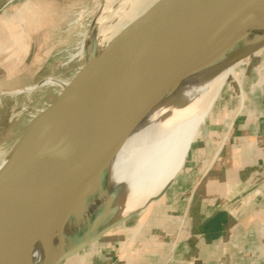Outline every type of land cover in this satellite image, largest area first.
<instances>
[{
    "label": "water",
    "instance_id": "95a60500",
    "mask_svg": "<svg viewBox=\"0 0 264 264\" xmlns=\"http://www.w3.org/2000/svg\"><path fill=\"white\" fill-rule=\"evenodd\" d=\"M97 48L94 43L79 76L38 111L44 117L25 143L39 144L53 128L63 131L59 142L14 144L1 161L6 159L0 167V264H34L35 245L44 251L54 245L111 181L118 145L151 101L196 72L233 66L264 49V0L218 7L160 0L111 44ZM48 79L19 93L50 85ZM134 214L96 230L49 264L64 263Z\"/></svg>",
    "mask_w": 264,
    "mask_h": 264
},
{
    "label": "crops",
    "instance_id": "0c3cea01",
    "mask_svg": "<svg viewBox=\"0 0 264 264\" xmlns=\"http://www.w3.org/2000/svg\"><path fill=\"white\" fill-rule=\"evenodd\" d=\"M263 50L250 57L246 70L239 62L224 74L223 83L237 80L234 89L224 88L217 121L210 113L220 89L184 119L161 127L141 164L144 173L129 170L119 180L140 186L146 177L150 195L168 188L135 223L113 229L71 264H264V78L251 89L264 77ZM224 106L239 111L232 121H224ZM224 125L232 131L219 145L215 138ZM199 156L210 163L204 172L194 167Z\"/></svg>",
    "mask_w": 264,
    "mask_h": 264
},
{
    "label": "rangeland",
    "instance_id": "374dc122",
    "mask_svg": "<svg viewBox=\"0 0 264 264\" xmlns=\"http://www.w3.org/2000/svg\"><path fill=\"white\" fill-rule=\"evenodd\" d=\"M134 1L0 0V146H2L0 147L2 153L0 154V163L3 158L9 155L17 139L26 131L28 120L39 109L51 103L61 89L59 86L46 85L31 92L19 93L22 91L21 88L52 77H60L64 80L73 79L84 63H87V55L92 45L98 43L97 52L104 48L103 33L119 22L124 23V20L125 23L127 22L126 11ZM77 13L79 14L77 15ZM65 29L66 32H64ZM82 47L83 50H81ZM250 59L241 61L245 63V70L248 68L247 63ZM262 72H264V67ZM263 78L260 77L257 84L253 85L259 86L263 82ZM236 80V78L229 77L225 81L210 113L212 122L217 121L219 102L222 99L224 88L230 84L228 85L230 90L234 89L232 82L234 81L235 84ZM253 85L251 84V86ZM7 90L10 92H6ZM242 92V97L245 99V90ZM226 108L222 107V110L227 114L224 121H232L234 115L239 111L235 110L233 114V110ZM32 109L36 110V113ZM208 126L209 135L215 134L211 123ZM227 129L228 125L225 126L224 132L219 133L215 138L220 141L219 145L228 143V136L232 130L227 131ZM205 139H197L192 144V148L196 143L205 141ZM189 158L190 153L183 168L186 167ZM209 164L205 162L204 156H199L194 167L195 170L204 172L209 169ZM143 211H146V205L142 202L132 210L131 214L134 212L135 214L126 221H130L131 224L135 223L138 217L144 215ZM126 221L114 229H119L127 223ZM75 257L72 256L62 264H71Z\"/></svg>",
    "mask_w": 264,
    "mask_h": 264
},
{
    "label": "bare ground",
    "instance_id": "6f19581e",
    "mask_svg": "<svg viewBox=\"0 0 264 264\" xmlns=\"http://www.w3.org/2000/svg\"><path fill=\"white\" fill-rule=\"evenodd\" d=\"M159 1L160 0H135L133 4H131L135 7V9L132 12L126 14L127 22L125 23L124 20L125 24L121 25L120 28H115L112 30L114 34L110 33L108 37H103V45H105V47L108 46L119 35L124 33L129 27H131L133 23H135L139 18L150 14L155 9ZM203 1L204 6L206 7H218L221 5L228 6L231 2H233V0ZM78 14L79 13H77V15ZM79 16L77 17V19L79 18ZM72 18L74 17L72 16ZM64 32H66V29ZM77 40L79 39L77 38ZM81 50H83V47ZM81 55L82 54L80 53V56ZM86 64H88V61ZM86 64L84 63V66L81 67L76 76L71 80H64L60 77H52L44 81V83L53 86H59L61 88H66L79 76ZM231 67L232 66L220 70L209 69L204 72H196L184 79L177 87L166 90L158 99L151 101L146 107H144L138 113L137 117L134 119L133 123L128 128L123 139L118 145L113 158V171L111 181L105 187L100 189L96 196L92 199V201H90V203H88L81 210L78 216L70 222L67 228H65L66 230L64 231V233L54 242V245L49 248L48 251H44L43 247L39 244L34 246L32 251L33 263L42 260L38 264H47L48 260L56 259L58 256L62 255L63 253L69 251L70 249L81 243L85 238H87L96 230L108 225L109 223H112L115 220L128 217L131 214L132 210H134L144 200V204L146 205V207L149 206L165 190L168 184L164 186L162 191H159L155 195H150V186L148 185L149 183H143L145 182L144 179L146 177L140 178L138 182L142 183L140 186H135L136 183L131 180H119V178L129 170H134L141 176L144 173V168L141 167V164L143 162H147V157H149L151 153L154 140L156 139V136L158 135L161 127L163 125L171 123L172 121H179L181 119H184L186 111H189L191 109L193 110L201 102L208 99L212 92H215L219 89L221 91L224 85V83L222 82V78ZM254 87L256 86H251V89H253ZM6 92L10 91L7 90ZM42 117H44V114L38 112L34 114L30 120H28L27 129L17 139L15 143L16 146L40 148L42 145L49 146L59 142L60 138L63 135V131L53 128L47 133L45 137H42V140H40L39 144L34 146V144L32 143H25L27 140L26 137L36 127ZM8 150L7 152L10 151ZM0 154H2L1 151ZM5 160L0 164V167L4 164ZM5 201L3 200V203H5Z\"/></svg>",
    "mask_w": 264,
    "mask_h": 264
}]
</instances>
